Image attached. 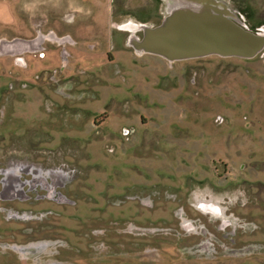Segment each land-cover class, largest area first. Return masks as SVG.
Returning a JSON list of instances; mask_svg holds the SVG:
<instances>
[{
  "label": "rangeland",
  "instance_id": "rangeland-1",
  "mask_svg": "<svg viewBox=\"0 0 264 264\" xmlns=\"http://www.w3.org/2000/svg\"><path fill=\"white\" fill-rule=\"evenodd\" d=\"M185 1L13 0L8 36L45 39L0 55V264H238L264 243V48L128 42ZM215 1L264 31V0Z\"/></svg>",
  "mask_w": 264,
  "mask_h": 264
},
{
  "label": "water",
  "instance_id": "water-1",
  "mask_svg": "<svg viewBox=\"0 0 264 264\" xmlns=\"http://www.w3.org/2000/svg\"><path fill=\"white\" fill-rule=\"evenodd\" d=\"M37 38L3 41L0 48L6 49H1L0 55L41 50L42 41ZM128 42L139 53L158 55L169 61L209 55L249 59L264 48V31L248 29L215 0H186L172 6L157 25L142 26V35L130 37Z\"/></svg>",
  "mask_w": 264,
  "mask_h": 264
},
{
  "label": "crops",
  "instance_id": "crops-1",
  "mask_svg": "<svg viewBox=\"0 0 264 264\" xmlns=\"http://www.w3.org/2000/svg\"><path fill=\"white\" fill-rule=\"evenodd\" d=\"M13 5H14L13 0H0V30H2V33L0 34V43L3 41H11L15 38H24L22 36L20 37L19 34L16 35L11 34L10 36H8V30H11L13 28V25L15 24L16 21ZM253 243H254L253 241L247 243L245 249L248 252L245 253H247L248 255L244 257H248V258L244 261H241L238 264H264V252L263 250L260 249V247L263 248V246L261 245H263L264 243H260V247L258 246L257 242H255L254 244ZM255 247H259V248H255ZM245 253L243 254L242 252V255H246ZM242 255L235 253H230V254L220 253L214 256V260H218L228 256L238 257ZM219 263L231 264V262L229 263V261H225L224 259L220 260Z\"/></svg>",
  "mask_w": 264,
  "mask_h": 264
},
{
  "label": "bare ground",
  "instance_id": "bare-ground-1",
  "mask_svg": "<svg viewBox=\"0 0 264 264\" xmlns=\"http://www.w3.org/2000/svg\"><path fill=\"white\" fill-rule=\"evenodd\" d=\"M133 28H136V27H133ZM133 28H131V29H133ZM138 29V28H137ZM133 31H134V29H133ZM131 38L132 37H134L132 34H131V36H130ZM41 39V41H43L44 39H43V36L42 35H39V37L37 38V40L39 41ZM130 45H131V42L129 43ZM31 47V46H30ZM1 49H6V48H0V50ZM15 51H18V50H15ZM17 53V52H16ZM10 54V53H9ZM11 55H14V54H11Z\"/></svg>",
  "mask_w": 264,
  "mask_h": 264
},
{
  "label": "flooded vegetation",
  "instance_id": "flooded-vegetation-1",
  "mask_svg": "<svg viewBox=\"0 0 264 264\" xmlns=\"http://www.w3.org/2000/svg\"><path fill=\"white\" fill-rule=\"evenodd\" d=\"M43 39H45L44 36H43ZM53 41H54V42H55V41H56V42H59V41H66V40H64V39H60V38H57V37H54V38H53ZM53 41H52V42H53Z\"/></svg>",
  "mask_w": 264,
  "mask_h": 264
}]
</instances>
